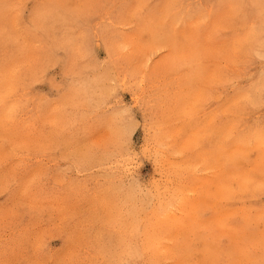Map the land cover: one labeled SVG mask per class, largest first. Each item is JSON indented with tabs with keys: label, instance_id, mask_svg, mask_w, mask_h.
Segmentation results:
<instances>
[{
	"label": "rangeland",
	"instance_id": "374dc122",
	"mask_svg": "<svg viewBox=\"0 0 264 264\" xmlns=\"http://www.w3.org/2000/svg\"><path fill=\"white\" fill-rule=\"evenodd\" d=\"M0 264H264V0H0Z\"/></svg>",
	"mask_w": 264,
	"mask_h": 264
}]
</instances>
